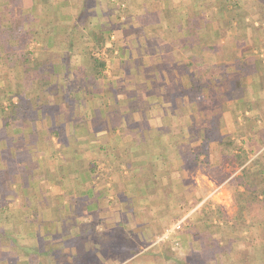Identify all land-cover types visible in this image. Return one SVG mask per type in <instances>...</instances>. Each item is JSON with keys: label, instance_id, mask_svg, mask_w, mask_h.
Here are the masks:
<instances>
[{"label": "crops", "instance_id": "crops-1", "mask_svg": "<svg viewBox=\"0 0 264 264\" xmlns=\"http://www.w3.org/2000/svg\"><path fill=\"white\" fill-rule=\"evenodd\" d=\"M94 1L90 8L104 14L91 20L88 46L98 44L113 56V81L104 84L107 60L105 69L96 57L80 65L83 55L71 54L69 41L64 59L61 35H47L49 27L57 32L52 11L60 0H0V67L8 65L0 83V264H157L151 260L158 256L145 258L160 248L185 247L197 248L199 256H172L165 264L173 258L179 264H264V211L252 216L230 190L238 183L242 200L264 199V0ZM111 11L126 20L119 15L123 29L116 39L105 31ZM63 16L68 23L76 18ZM16 44L31 46L19 63L6 60L23 52ZM37 59L40 65H26ZM12 104L21 107L15 114ZM231 141L242 149L224 148ZM47 142L63 155L59 175H52L61 188L54 191L59 206L49 208L50 224L30 225L48 212L36 206L23 213L20 202H36L53 186L39 170L28 173L15 153L24 144L30 153ZM94 154L105 162L114 189L106 181L96 184ZM250 183L256 192L244 186ZM197 184L210 191L187 205V190L194 195ZM33 185L39 191L30 192ZM83 199L84 212L96 214L94 226L81 228L72 213L74 201ZM233 201L241 211L225 220L233 231L221 232L215 224ZM67 213L74 218L66 226ZM195 218L199 226L190 227ZM195 231L199 240L192 245ZM108 235L122 240L113 252L105 247Z\"/></svg>", "mask_w": 264, "mask_h": 264}, {"label": "rangeland", "instance_id": "rangeland-1", "mask_svg": "<svg viewBox=\"0 0 264 264\" xmlns=\"http://www.w3.org/2000/svg\"><path fill=\"white\" fill-rule=\"evenodd\" d=\"M59 3H61L62 6H60L59 8H54L53 9L54 11H52L53 14H55V15L57 14V18H58L55 21L56 22L55 23V27H57L56 28L57 32L54 31L55 28L52 29L51 27H49L47 35H49V33H52V31L61 35L62 39H61V43H60V45L58 47H61L63 49L61 53H62V57L64 59H67V57L70 55L67 52L68 49H70V47H69V45L67 43L69 41V43L72 46L71 47V54L77 53V55H79V56L83 55L79 59L80 65L83 62V60L90 59V57L99 58L100 61L107 60L108 63L107 62L106 63L108 64L107 65L108 67L106 68V72L104 73L105 74V79H103L101 82H102V84H104L105 82H109V81L112 82L113 81V77H114L113 74H112V72H113V69H112L113 68L112 57L113 56L111 55V53L106 51L105 48L104 49L103 48H101V49L96 48V46L98 47V44L96 46L94 45L93 47H89L88 46V44L90 42L91 43L94 42L92 37H93V34L95 33V30H94L95 28L92 27L93 26V22L92 21L94 20V17L96 19H100L99 17L102 16V14H104V13L101 11V9H99L97 7L96 8H90L92 5H94V3H95L94 0H90L89 3L86 6L84 4V0H60ZM84 8L86 10H84ZM88 8H90V9H88ZM48 9H50V7ZM87 9L90 12H85V11H87ZM110 13H111V16L108 15L109 12L107 14L108 15L107 25L111 29L106 27L105 31L106 30H110L108 32V34H110L111 36H114V39H116V36L118 35V33L122 32L121 29H123V26L120 23L119 19L121 20V17H123L124 15H122L123 12H121V11H118V13L116 11H111ZM67 14H69L72 17H76L75 19H72L71 22H69V23H71L70 26H69L68 20H66L67 19L66 16H65V18H63L64 20L62 19V16L63 15H67ZM114 14H115L116 17L114 16ZM119 15H121L120 18H119ZM92 17H93V19H92ZM123 20H125V17H123ZM125 21H122V22H125ZM35 22H37V21L35 20ZM29 34H30V32H29ZM127 42H128V40H127ZM30 44H29V48H28V46L25 47L26 51H24L22 49L23 52H21V50H20L21 54L19 55L18 59H22L23 60L24 57H27V55H25V53H27V51H28L27 49H30V47H31ZM34 44H36V43H34ZM16 45H18V44H16ZM19 49L20 48H18L17 50H19ZM32 49L34 50L35 47L32 46ZM51 49H52V47H51ZM56 49H58V48H56ZM57 52L58 51H55V53H57ZM87 53H88V55H87ZM48 54H49L50 57L53 58L52 52L50 53V51H49ZM4 58H6V57L4 56ZM30 58L31 59L32 58L35 59V56L33 55ZM8 59H10V57H7L6 60H8ZM38 64L40 65L41 62L38 61V59H37V60H34L31 63H28L26 65L32 68L33 66L38 65ZM7 66L0 67V83L4 82L3 81L4 78H8V76H7L8 75V71H7V69H5V68H7ZM71 68H73V67H71ZM74 72H76V71H74ZM74 72H68V75L73 73V74H71V80H74L72 78V76L74 75ZM47 79H48V77H47ZM50 88L52 89V86H50ZM102 89H103V87H102ZM22 99H23L24 102H26L25 96H23ZM47 107H49V106H47ZM17 109H18V111L20 110V108H17ZM72 122L73 121H69V123H72ZM234 142L237 145H240L239 142H237V141H234ZM25 146L26 145L24 144L22 150L16 149L17 151H16L15 154L17 155L16 156L17 160H19L18 156H20L21 157L20 158L21 161L28 165V169H27L28 173L30 171L32 172L33 170H35V171L39 170V172H37V174L40 173V174H43V175H46V176L50 177V178L47 177L48 178L47 187L53 186V190L52 191L49 190V192L47 191L46 192L47 194H46L45 191L42 189V192L40 193V196L38 197V201H36V202H32L30 200H27L26 202L21 201L19 208L21 207L20 209L24 213L27 210H31V209L34 210L36 208V206H40L41 209H45V210H47L46 212H48L49 208H51V207L54 208V207H58L59 206V204L57 203L56 198L54 197L55 196V194H54L55 192L54 191H56L55 190L56 188L59 189L60 187L59 186H57V187L55 186V183H54L55 180H54L53 176L54 175L58 176L59 173H60V167H59L60 164H58V160H60V157L63 156V155L61 153H58L56 148H54V151H53L52 145L49 142H47L45 144V146L43 144H41L40 145V149H38L36 147L31 149L30 153L27 152ZM57 149H58V147H57ZM94 155L97 156V157H95ZM94 155L93 156L95 157V163H96V166H97L96 169H98L99 172H100L97 175V179H96L97 183L96 184H100L101 181L102 182L106 181V184L108 183V188L111 189L112 188V182H111L112 180H111V178L109 176V173H110L109 169H106L105 162L100 157H98L99 155H97V154H94ZM124 182L126 183L125 180H124ZM125 183L123 184L124 186H125ZM236 185L233 188H230V190L231 191L233 190V192L235 191L233 194L236 197L237 201L239 200V202H242L244 207L250 208V209H247V210L251 211L252 216H253V212L257 213V212L260 211V209H261V211H264V199H263V202H260V203L254 201L253 199H250V198H248V200H245V199L242 200V197L240 196L239 192H237ZM95 186H97V185H95ZM195 186H196L197 190L195 191L194 188L192 189L193 192H195L194 195H192V192H190V190H187V193L189 195V198H187V200L185 201V202H187V205H189L191 202H194L195 200H198L199 196H203V195L206 196L208 194V192L210 191L209 190L210 187H209L208 184L207 185L206 184L200 185L202 187V189H203V190H201L203 194L199 192V188H200L199 184H197ZM100 187H102V185H100ZM32 188L35 189L36 191H39L38 187L36 185H33L32 187L30 186V188H29L30 192L33 190ZM66 188L68 189V187H66ZM112 189H114V188H112ZM253 192H256V191H253ZM61 200H63V201L66 200L68 202L66 204V207H70L69 204L71 203V207L74 208V204L70 200V198H64V199L62 198ZM84 202H87V200L83 199L81 205H77L76 201H74L75 206H76V212H72L74 217H75V219L80 216L78 219H79V223L81 224L80 225L81 228H86L87 226H90V225L94 226V224H95V222L92 221V218L94 219L96 214L95 213H91L92 211H90L89 213L84 212V210H83L84 207L88 205V204H86ZM84 204H86V205H84ZM109 206L114 207L115 203H114V205L108 204L105 207H102V206L100 207L99 206L98 209H99V211H103L104 210L103 208H106V207L108 208ZM13 207H15V205H13ZM71 207H70V209H71ZM237 208L241 209V207H239L237 205V203L236 202L234 203V201H233V204L231 206H229L228 209L226 208L227 212L225 210L226 216H222V217L219 216L218 217V223H216L215 226L220 227L219 229L221 230V232L224 229H226L228 232L229 231L230 232L233 231L232 228H230V230H229V228H227V226H226L227 223H225V222L226 221H230V220L233 219V217L235 216L236 212H238ZM67 209L69 210V208H67ZM52 213L54 214V212H52ZM52 213L48 212L47 215H46L47 217L44 216V218H41V217L32 218V222H29V223H30V225H32L35 222L38 223V222H43L44 221L45 223L50 224L51 223L50 219H52V215H53ZM72 213H69V214L67 213L68 217H67L66 221L64 222L66 226L69 224L70 221H73L74 217L71 216ZM237 217L239 219H243V217H240V215H238ZM254 218H255V216H254ZM194 220H195L194 223L192 222L190 224L191 225L190 227H192V226L193 227H198L199 226L198 218H195ZM220 222H222L223 225H220ZM148 230H150V229H148ZM220 230H218V231H220ZM73 235L75 237H77V235L75 233H73ZM149 235H151V233H149ZM194 235L195 236L192 238L194 244H192V245H196L195 244L196 240H199V232L195 231ZM234 235L235 234L233 232V236ZM95 237H97V239H98V235H96ZM111 237H112V235L109 236L110 241L105 247L108 248V249H112V252H113L114 249L116 250L118 248V246L115 243L120 242L122 240L120 238L119 239L114 238V236L112 238ZM223 238L227 239L228 236L227 235L224 236V234H223ZM231 238L239 240V237H237V235H235V237H231ZM162 239H163V237L157 236L155 238V241H161ZM145 242H146V237H145L143 243H145ZM150 242H151V240H150ZM146 245L147 244H145L144 246H146ZM102 248L103 247H101L100 249H102ZM156 249L157 248H153V250H156ZM255 249H257V248H255ZM197 250H198L197 248H193V249L191 248V249L188 250L186 247L184 248V251L181 250V249L179 250V249L160 248V249H158V251H159L158 253L159 254H152L153 256L150 255V256L146 257L145 259L147 261V260L152 259L155 256H158L157 258H154L151 261H153V260L154 261H159L157 264H165V261L168 260V258H170L172 256L173 257L178 256L180 258L183 255L184 256L187 255L189 257L195 258V257L199 256V251L196 253ZM157 259H159V260H157ZM170 264H179V263H178V260L176 258H173V262H170Z\"/></svg>", "mask_w": 264, "mask_h": 264}, {"label": "trees", "instance_id": "trees-1", "mask_svg": "<svg viewBox=\"0 0 264 264\" xmlns=\"http://www.w3.org/2000/svg\"><path fill=\"white\" fill-rule=\"evenodd\" d=\"M10 42V41H9ZM18 48H20V49H23V50H26V48H25V46L24 45H20V44H18V45H16ZM13 47V46H12ZM10 57V59L12 60V61H14V62H17L18 61V63H19V60L20 59H18L19 58V54H15L14 56H9ZM25 58V57H24ZM14 62L12 63V64H14ZM95 63L98 65L99 64V66L101 67V68H104L105 69V66H106V63L105 62H103V61H100V60H98V59H96L95 60ZM15 65V64H14ZM14 108H21L20 106H19V104H12V105H10V110H12L13 112V114H15V111H14ZM228 147V149H230V151L231 150H235L236 148H238V150H240V149H242L240 146H238L234 141H231L230 143H226L225 144V146H224V148H227ZM235 159L237 160V161H242L243 159L241 158V156H237V157H235ZM222 179H224V178H222ZM243 186V185H242ZM244 186L246 187V189L248 188V190L249 191H256V186H255V184L254 183H250L249 184V186L247 185V184H244ZM244 194L245 193H241L240 194V196L242 197V196H244Z\"/></svg>", "mask_w": 264, "mask_h": 264}, {"label": "built area", "instance_id": "built-area-1", "mask_svg": "<svg viewBox=\"0 0 264 264\" xmlns=\"http://www.w3.org/2000/svg\"><path fill=\"white\" fill-rule=\"evenodd\" d=\"M260 56H261V58L263 59V61H264V49L261 51V53H260ZM183 222L181 221V222H178L176 225H175V228H180L181 226V224H182Z\"/></svg>", "mask_w": 264, "mask_h": 264}]
</instances>
